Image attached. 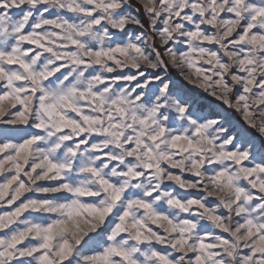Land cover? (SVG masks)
Masks as SVG:
<instances>
[{
    "label": "snow or ice",
    "instance_id": "1",
    "mask_svg": "<svg viewBox=\"0 0 264 264\" xmlns=\"http://www.w3.org/2000/svg\"><path fill=\"white\" fill-rule=\"evenodd\" d=\"M0 209V264H264V0H0Z\"/></svg>",
    "mask_w": 264,
    "mask_h": 264
},
{
    "label": "rangeland",
    "instance_id": "2",
    "mask_svg": "<svg viewBox=\"0 0 264 264\" xmlns=\"http://www.w3.org/2000/svg\"><path fill=\"white\" fill-rule=\"evenodd\" d=\"M136 31H139V29H136ZM161 74L166 75L169 78L172 82L174 90L182 91L191 96L199 105H202L205 110L211 108L214 111L219 112L222 117L230 121L231 125L237 132H245L250 136L259 135L255 129L248 127L239 113H236L233 109L228 108L227 105H224L221 101L211 97L208 93L204 92L203 89L188 83V81L180 75V72L176 68L169 66L168 70Z\"/></svg>",
    "mask_w": 264,
    "mask_h": 264
}]
</instances>
